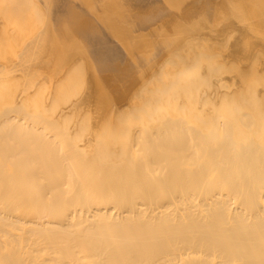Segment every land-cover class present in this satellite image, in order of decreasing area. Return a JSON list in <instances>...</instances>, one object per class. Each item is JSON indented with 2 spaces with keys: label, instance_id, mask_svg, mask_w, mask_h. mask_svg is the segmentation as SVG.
<instances>
[{
  "label": "bare ground",
  "instance_id": "6f19581e",
  "mask_svg": "<svg viewBox=\"0 0 264 264\" xmlns=\"http://www.w3.org/2000/svg\"><path fill=\"white\" fill-rule=\"evenodd\" d=\"M98 1L0 0V264H264V0Z\"/></svg>",
  "mask_w": 264,
  "mask_h": 264
},
{
  "label": "rangeland",
  "instance_id": "374dc122",
  "mask_svg": "<svg viewBox=\"0 0 264 264\" xmlns=\"http://www.w3.org/2000/svg\"><path fill=\"white\" fill-rule=\"evenodd\" d=\"M99 1H100V0H99ZM99 1H98V2H99ZM101 1H102V2H100L101 6H104V3H103L104 0H101ZM107 1L109 2L110 0H107ZM107 1H106V2H107ZM120 1H122V0H120ZM120 1H118L120 4H118V2L115 3V4H116V7H115V8L118 10V8H117V5H118L119 8L121 9L120 11H123L122 13H124V12H125V9H124V8L127 9L128 6L130 5V6H131V10H130V12H132V9H134L133 12H132V15H133L134 12H135V14L137 13V12H136V8H138V9H137L138 11L141 10L140 6H141L143 3H144V4H143L144 6L147 5V1H146V2H145V1H144V2H141V4H140V1H139V3H137V4L135 3L136 5L133 4V3H134L133 0H131L133 3H132L130 0H128V2L130 1V4H129V5H128V2H126V3H127V4H126V3H122V2H120ZM125 1H127V0H125ZM106 2H105V3H106ZM108 2H107V3H108ZM110 2H112V1H110ZM123 2H124V0H123ZM135 2H136V1H135ZM107 3H106V4H107ZM112 3H113V2H112ZM131 3H132V5H131ZM145 3H146V4H145ZM148 3H150V2H148ZM100 4H97V6L100 5ZM124 4H125V5H128V6H125ZM138 4H139V5H138ZM151 4H152V2H151ZM112 5H114V4H112ZM120 5H121V6H120ZM122 5H124V7H123ZM143 5H142V6H143ZM152 5H153V4H152ZM154 5L156 6V3H154ZM94 6H95V5H94ZM109 6H110L109 4H108V5H105V7H107L108 9L111 7V6H110V7H109ZM130 6H129V7H130ZM142 6H141V7H142ZM144 6H143V7H144ZM48 7H49V6H48ZM48 7H46L47 10H48ZM98 7H99V8H96V9H97V10H100L101 15H102V11H103L102 9H103V8L100 7V6H98ZM105 7H104V8H105ZM143 7H142V10L145 9L144 11H146L147 9H146V8L143 9ZM147 7L149 8L148 10L150 11V12H149V11L147 10V12L149 13V15H148V13H146V12H144V11L141 10V11L143 12V17H142V16H140V17H141L143 20H144V19L146 20V19H148V18H146V16H144V15L147 14L148 16H150L149 18H153V21H151L152 19H151V20L149 19V20H150L151 22H154V20H157V19H156L157 17H155L154 14H155V13H158V12H157V8H158V7H156L155 10H154V6H151V7H153V8H150V6H147ZM112 8H113V7H112ZM115 8H114V9H115ZM114 9H113V10L110 9V10L115 12ZM122 9H123V10H122ZM128 9H129V8H128ZM128 9H127V10H128ZM150 9H151V10H150ZM110 10H109V11H110ZM127 10H126V11H127ZM100 12H99V13H100ZM117 12L119 13V11H117ZM117 12H116V13H117ZM130 12L127 11V12L124 13V14H122V13L120 12L119 15H121V16L117 15L116 13H115V14H116L117 16H115V15L111 12V14L114 15V18H115V24L113 25V27L115 26L117 31L113 30V29H112L113 27H112V25H111L112 28L109 26V27L112 29V30L109 31V32H111V33H109L108 31H105V28L103 29L104 32H106L107 34L109 33L110 36H111V35H113L114 33L120 31V23H118V22H119L118 20L120 19V17H124L126 14H127V16H125V18L127 17V19L129 20L128 22L131 23L133 17L130 16ZM142 12H141V13H142ZM152 12H155V13H152ZM128 13H129V16L131 17V19L128 18ZM139 13H140V12H139ZM144 13H146V14H144ZM150 13H152V14L150 15ZM86 14H87V13H86ZM89 14L91 15V13H89ZM92 14H93V13H92ZM94 14H95V12H94ZM96 14H98V12H97ZM96 14H95V16L91 15V16L93 17V20H94V18L96 17ZM137 14H138V13H137ZM90 15H89V16H90ZM109 15H110V14H109ZM123 15H124V16H123ZM138 15H139V14H138ZM156 15H157V14H156ZM84 16H85V15H84ZM98 16H100V14H98ZM102 16H103V15H102ZM102 16H101V18H102ZM118 16H119V19L117 20L116 17L118 18ZM81 17L83 18V16H80L79 19H81ZM109 17H110V16H109ZM136 17L139 18V16H136ZM136 17H135V18H136ZM97 18H99V17H97ZM97 18H96V19H97ZM101 18H99V19H101ZM138 18H137V19H134V20L136 21L135 25H136L137 22H138V21H137ZM86 19H89V20H90L91 17L89 18L88 16H86ZM86 19H85L84 21H86ZM99 19L96 20L97 23H98V20H99ZM103 19H104V18H103ZM109 19H111V17H110ZM139 19H140V18H139ZM89 20H87L86 22L88 23ZM91 20H92V19H91ZM93 20H92V21H93ZM112 20H113V19H112ZM112 20L110 21V22H111L110 24H112ZM120 20L122 21V19H120ZM123 20H124V19H123ZM134 20H133V22H135ZM143 20H140V21H143ZM81 21H83V20L81 19ZM92 21H91V22H92ZM113 21H114V20H113ZM140 21L138 22L137 27H141V23H142V22L140 23ZM100 22H101V20H100ZM128 22H127V23H128ZM143 22H145V24H146V21H143ZM148 22H149V21H148ZM148 22H147V23H148ZM151 22H149V24L144 25V26H142V27L144 28L145 26L150 25ZM80 23H81V22H80ZM93 23H94V22H92V24H93ZM97 23H96V24H97ZM127 23H126V21H125L126 26H128ZM92 24H91V25H92ZM94 24H95V23H94ZM99 24H100V23H99ZM123 24H124V23H123ZM123 24H122V25H123ZM125 24H124V25H125ZM128 24H129V23H128ZM132 24H133V23H132ZM132 24H130L131 27H132ZM139 24H140V26H139ZM151 24H152V23H151ZM157 24H158V23H157ZM122 25H121V30H122ZM37 26H39V29H40V23H37V24H36V27H37ZM87 26H88V24H87ZM89 26H90V25H89ZM126 26H125V27H126ZM133 26H134V25H133ZM150 26H151V25H150ZM155 26H156V25H155ZM115 27H114V28H115ZM125 27H124V28H125ZM148 27H149V26H148ZM157 27H158V26H156V28L151 26V28H153V30L157 29ZM37 28H38V27H37ZM100 28H101V26H100ZM110 28H109V29H110ZM124 28H123L124 31H125V29L128 31L130 27H128V29H127V28L124 29ZM145 28H146V30H145V31L143 30L144 33L147 31V27H145ZM145 28H144V29H145ZM151 28L149 27V29H151ZM131 29H133V28H130V30H131ZM135 29H137V28H134V31H135ZM141 29H142V28H141ZM158 29H159V28H158ZM158 29H157V30H158ZM35 30H37V29L35 28ZM106 30H107V29H106ZM123 30H122V31H123ZM137 30H139L138 32L141 31L139 28H138ZM151 30H152V29H151ZM153 30H152V31H153ZM189 30H190V29H189ZM189 30H188V32H189ZM39 31H40V30H39ZM127 31H125L126 34H124V33L121 34V33H120V35H123L125 38H128L127 35H129V34H128L129 31H128V32H127ZM131 31H133V30H131ZM152 31L149 30V32H152ZM143 32L141 31V33H139L140 36H139V37L137 36L138 39H139V38L141 39V34H142ZM149 32H148V33H149ZM154 32L156 33L157 31L155 30V31H153V33H154ZM158 32H159V30H158ZM158 32H157V33H158ZM40 33H42V32L40 31ZM106 33H105V34H106ZM134 33H135V36H134V35H133V36L136 37V35H137V34H136L137 31H135ZM153 33H152V34L149 33L150 36H152V37H153V35L155 36V34H153ZM157 33H156V36H155V37H157V36H159V35L161 34V32H159V35H158ZM101 34H104V33L102 32ZM109 34H108V37H109V39H110L111 37L109 36ZM149 34L146 33V35H147L148 38L145 37V36H144V37H145V38H144L143 35H142V38H144L145 41H147V40L149 39V40H148V43L146 42V44H145L146 46H147V44H148V46L151 45V43H149V42H151L150 39H151L152 37H150ZM186 34H187V31H186ZM34 35H36V36L38 35V36H37V38H38V37H39V33H38V31H37V34H34ZM34 35H33V36H34ZM41 35H42V34H41ZM98 35H99V34H98ZM116 35H117V36H116L117 39L114 38L115 40L113 39V37H115V34H114V36H112V40H113L114 44L112 43L111 40L108 39V40L111 42V43L109 42V43H110V44H109V43L105 40L106 37H105L104 35H102V36L104 37V39L101 37V35L98 36V38L101 37V38H102V42H104V43L107 42V43H108V45H105L106 43H105V44L103 43V47H104V46H107V47L110 46V47H111V44H113V45L118 44V45H119V44H120V41H121V43H125V44H127V45H125V44H121V45H123V46H128V47L131 46L132 43H129V42H131V40H132L134 37L131 38V40H130V39H127V40H126L124 37H123V38H124V39H123L122 37L119 36V40H118L119 32H118ZM130 35H132L131 32H130ZM144 35H145V34H144ZM177 35H178V34H177ZM95 36L97 37V34H96ZM175 36H176V35H175ZM34 37H35V36H34ZM96 37H94V39H95ZM159 37H160V38H159ZM159 37H157V40H158V39L160 40L161 37H162V41H163V34H162V36H159ZM166 37H167V36H166ZM183 37H184V36H181V35H180V36H178V39L181 40ZM37 38H35V39L38 40L39 38H38V39H37ZM71 38H72V37H71ZM98 38H97V39H98ZM101 38L99 39L100 43H102V42H101ZM120 38H121V40H120ZM129 38H130V37H129ZM74 39H75V38H74ZM79 39H80V37L77 39V42L81 44V42L78 41ZM135 39H136V38H135ZM140 39H139V40H140ZM146 39H147V40H146ZM152 39H154V37H153ZM155 39H156V38H155ZM155 39H154V40H155ZM170 39H171V37H170ZM64 40L66 41L65 38H64ZM64 40H63V41H64ZM70 40H71V39H70ZM72 40H73V39H72ZM72 40H71V41H72ZM104 40H105V41H104ZM128 40H129V42H128ZM139 40L136 39V41H135V40L133 39V44H135V42L137 43V41H139ZM142 40H143V39H142ZM142 40H141V41H142ZM159 40H158V41H159ZM176 40H177V39H176ZM179 40H178V41H179ZM71 41H69V42H71ZM74 41H75V40H74ZM80 41H81V40H80ZM94 41H95V40H94ZM97 41H98V40H96V43H97ZM116 41H117V43H115ZM143 41H144V40H143ZM143 41H142L141 43H140V41H139V45L137 44V45L140 47V49H141V47H142L140 44H143ZM158 41L155 40V42H158ZM162 41H159L158 44H159L160 42H162ZM170 41H171V40H170ZM66 43H67V41H66L64 44H66ZM72 43H74V42H72ZM75 43H76V42H75ZM98 43H99V42H98ZM98 43H97V45H98ZM68 44H69V43H68ZM152 44H154V43L152 42ZM155 44H157V43H155ZM72 45H75V44H72ZM76 45H77V44H76ZM76 45H75V47L73 46L75 50L77 49V47H79V46L76 47ZM81 45H82V44H81ZM81 45H80V46H81ZM121 45H120V46H121ZM135 45H136V44H135ZM64 46H65V45H64ZM66 46H67V45H66ZM70 46H71V45H70ZM116 46H117V45H116ZM138 46H137V47H138ZM38 47H39V46H37V48H38ZM73 47H72V48H73ZM131 47H133V45H132ZM134 47H135V46H134ZM137 47H136V48H133V50H135V52L137 51V52L135 53L136 55L138 54V52H139V50H140V49H139V50H136ZM66 48H67V50H69V49H70V48H69V45H68V47H66ZM82 48H83V46L79 47L80 50L77 49L78 52L81 51V53H82ZM124 48H125V47H124ZM131 49H132V48H130V51H131V52H129V54H131L132 51H133V50H131ZM37 50L40 51V52L42 51V49H40V47H39V49H37ZM67 50H65V51H67ZM72 50H73V49H70L69 52H71ZM75 50H74V51H75ZM77 50H76V51H77ZM43 51H44V50H43ZM43 51H42V52H43ZM76 51H75V52H76ZM43 53H44V52H43ZM43 53H42V55H43ZM72 53H73V54H72ZM72 53H71V55H74V54H75L74 52H72ZM133 53H134V52H133ZM39 54H40V53H39ZM77 54H78V53L76 52V55H77ZM135 54H134V55H135ZM69 55H70V53H69ZM78 55H80V54H78ZM134 55H133V56H134ZM48 56H49V55H48ZM48 56H45V57L42 56V59L44 60L46 57L48 58ZM64 56H65V55H64ZM130 56H132V55H130ZM39 57H41V55H39ZM43 57H44V58H43ZM36 58H37V57H36ZM50 58H51V56H50ZM39 59H40V58H39ZM43 60H38V61L43 62ZM49 60H50V59L48 58V61H49ZM45 62H46V61H45ZM46 63H47V62H46ZM48 63H49V62H48ZM48 63H47V64H48ZM48 65L50 66V64H48ZM48 65H47V67H48ZM143 74L145 75L146 72L143 73ZM143 74H142V75H143ZM130 79H131V78H130ZM130 79H128V80H130ZM126 80H127V78L125 79V82H126ZM137 81H139V80H137ZM137 81H135V82H137ZM129 83H132V81H129Z\"/></svg>",
  "mask_w": 264,
  "mask_h": 264
}]
</instances>
